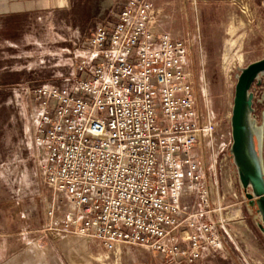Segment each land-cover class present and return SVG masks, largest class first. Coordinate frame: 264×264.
<instances>
[{
  "label": "built area",
  "instance_id": "obj_1",
  "mask_svg": "<svg viewBox=\"0 0 264 264\" xmlns=\"http://www.w3.org/2000/svg\"><path fill=\"white\" fill-rule=\"evenodd\" d=\"M157 20L148 0L121 2L91 32L77 75L33 91L34 141L45 185L67 203L63 233L198 264L220 241L181 201L200 182L194 150L214 124L196 108L185 43Z\"/></svg>",
  "mask_w": 264,
  "mask_h": 264
},
{
  "label": "rangeland",
  "instance_id": "obj_2",
  "mask_svg": "<svg viewBox=\"0 0 264 264\" xmlns=\"http://www.w3.org/2000/svg\"><path fill=\"white\" fill-rule=\"evenodd\" d=\"M124 1L62 0L58 16L16 17L1 28L0 233L18 246L17 257L32 258L34 264H166L140 247L108 252L98 242L63 233L67 203L45 185L44 157L34 141L38 100L33 91L71 81L91 32L111 22ZM169 2L175 4L163 11L153 8L158 20L161 14L171 18L165 27L190 46L187 65L196 108L214 124L194 150L201 179L182 207L201 215L200 223L210 225L220 241L204 264H264L260 222L244 198L229 154L235 76L264 59V0ZM252 92L264 162V76Z\"/></svg>",
  "mask_w": 264,
  "mask_h": 264
},
{
  "label": "water",
  "instance_id": "obj_3",
  "mask_svg": "<svg viewBox=\"0 0 264 264\" xmlns=\"http://www.w3.org/2000/svg\"><path fill=\"white\" fill-rule=\"evenodd\" d=\"M235 76L233 104L230 115L231 146L229 154L236 169L238 183L250 206L255 205L257 227L264 237V162L262 128L253 115L254 84L264 76V59L238 69ZM256 140V148L254 144Z\"/></svg>",
  "mask_w": 264,
  "mask_h": 264
},
{
  "label": "crops",
  "instance_id": "obj_4",
  "mask_svg": "<svg viewBox=\"0 0 264 264\" xmlns=\"http://www.w3.org/2000/svg\"><path fill=\"white\" fill-rule=\"evenodd\" d=\"M148 1L154 8H157L160 11H163L164 8L172 7V5L175 4L174 2H169V0ZM60 4H62V0H0V31L2 26L7 27L10 24L9 21L16 17L31 18L33 15H42L46 12H49V15L46 13L48 16H58L56 11L60 7ZM171 23V18L168 15L161 14L156 26V31L166 33L172 39H178L186 42L184 37L182 38L178 36V34L175 35L174 31L166 28L164 25ZM188 48L190 49V46ZM4 238H6L5 235H1L0 233V264H34V259L32 258L17 257L16 255L19 252L18 246L15 243H11L10 236L8 237V240ZM134 247L140 246L124 244L117 246L115 251L119 252L121 249L127 251L128 249H132ZM115 251L113 252L115 253ZM157 255L164 259L162 255ZM209 255L210 253L204 254L199 264H204L205 257Z\"/></svg>",
  "mask_w": 264,
  "mask_h": 264
},
{
  "label": "flooded vegetation",
  "instance_id": "obj_5",
  "mask_svg": "<svg viewBox=\"0 0 264 264\" xmlns=\"http://www.w3.org/2000/svg\"><path fill=\"white\" fill-rule=\"evenodd\" d=\"M254 144H255V148H256V145H257V143H256V140L254 139ZM249 207L254 211V213L257 215V210H256V206L255 205H253V206H250L249 205Z\"/></svg>",
  "mask_w": 264,
  "mask_h": 264
},
{
  "label": "trees",
  "instance_id": "obj_6",
  "mask_svg": "<svg viewBox=\"0 0 264 264\" xmlns=\"http://www.w3.org/2000/svg\"><path fill=\"white\" fill-rule=\"evenodd\" d=\"M84 20H88V19L86 18V19H84Z\"/></svg>",
  "mask_w": 264,
  "mask_h": 264
},
{
  "label": "bare ground",
  "instance_id": "obj_7",
  "mask_svg": "<svg viewBox=\"0 0 264 264\" xmlns=\"http://www.w3.org/2000/svg\"><path fill=\"white\" fill-rule=\"evenodd\" d=\"M239 58V57H238ZM240 59V58H239ZM227 62V61H226ZM230 63V62H229Z\"/></svg>",
  "mask_w": 264,
  "mask_h": 264
}]
</instances>
